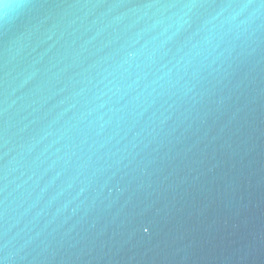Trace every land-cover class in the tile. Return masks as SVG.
<instances>
[{"label":"water","instance_id":"1","mask_svg":"<svg viewBox=\"0 0 264 264\" xmlns=\"http://www.w3.org/2000/svg\"><path fill=\"white\" fill-rule=\"evenodd\" d=\"M0 264H264V0H0Z\"/></svg>","mask_w":264,"mask_h":264},{"label":"clouds","instance_id":"2","mask_svg":"<svg viewBox=\"0 0 264 264\" xmlns=\"http://www.w3.org/2000/svg\"><path fill=\"white\" fill-rule=\"evenodd\" d=\"M23 5L22 4H17V7H22ZM3 7L7 8L8 5L7 4H4Z\"/></svg>","mask_w":264,"mask_h":264}]
</instances>
